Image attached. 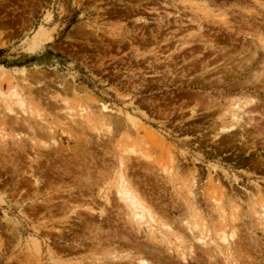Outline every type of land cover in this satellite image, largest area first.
Instances as JSON below:
<instances>
[{
	"label": "rangeland",
	"instance_id": "obj_1",
	"mask_svg": "<svg viewBox=\"0 0 264 264\" xmlns=\"http://www.w3.org/2000/svg\"><path fill=\"white\" fill-rule=\"evenodd\" d=\"M181 3L180 0H0V28L5 33L0 40V89L6 91L17 86L18 82L28 90L41 89L29 76L36 71L43 70L50 76L56 72L65 77L73 91L62 95L60 103H68L77 111L75 114L82 109L91 115L96 114L103 125L109 115L114 120L111 130L117 132L112 139L108 138L115 145H111V150L106 138L109 135L100 123L95 125L98 124L97 128L105 136L99 140L104 143L97 142L92 129L84 132L86 144L76 140L74 133H70L68 142L66 135L60 132L64 122L63 106L52 105L56 110H50L48 105L54 101L41 98L38 103L33 99L32 107L41 113L44 111L45 121L55 127L54 139L61 146L69 147L65 152L67 158H73L72 152H77L78 148H87L86 156L90 154L87 162L93 179L97 178L98 186H107L110 185L107 175L100 178L101 172L116 170L120 156L124 160L136 156L130 151L134 148L137 154L146 155L148 160L147 163L141 159L134 162L129 158L132 159L129 163L133 162L130 163L133 176L129 175L138 179L141 187L145 184L144 191L152 198L160 218L190 217L191 211L185 207L189 201L186 191L194 182L193 197L198 207L194 208L193 220L206 224L210 237L217 239L221 229L228 235L231 233L229 215L234 213L236 232L231 245V261L234 264H264V217L261 212L264 204V139L254 141L251 137L237 136V140L226 138L221 142L218 136L214 138L216 131L212 119L216 112L203 115L202 106L194 100V92H199L204 100L214 98L213 103L219 102L226 108L229 100L235 101L244 98L243 94H250L258 107V113L252 114L256 120L251 125H264V0H181ZM202 4L207 6L206 9L201 7ZM188 34L195 35L196 39L198 36L204 40L213 39L214 44H221L219 47L228 57L237 61L256 51L257 62L249 64L250 70L246 74L237 72V77L229 75L224 77L226 82L222 78V84H218L217 77L221 72L217 70L222 68L219 66L220 57H205L206 68L200 66L205 53L201 46L197 45V50L194 48L203 52L198 57L189 54L193 44L187 49L184 46L179 47L183 48L180 51L174 50L176 45L192 38H186ZM168 55H172L171 58ZM248 77L254 80L251 82ZM46 83L53 88L52 84ZM242 84H247L245 89ZM85 93L94 95L99 99L97 102L101 100L106 110H98L102 103L88 109V103L81 99ZM41 101L49 104H41ZM45 107L49 109H45L46 113ZM192 109L198 112L194 119L191 118ZM115 120L118 126L114 125ZM32 122L36 124L35 120ZM8 129L6 126L2 132L7 137L8 152H0L3 161L0 163V264H100L111 260L119 252L113 245L106 252L88 251L84 247H91L95 239L106 237L105 231L113 221L116 222L114 209L107 210L103 222L96 217L89 221L85 213L88 199L80 204L77 214L63 209L60 213L57 209L63 204L60 202L62 198L68 202L71 196L75 202L79 196V187L71 183L70 172L74 173L76 169L72 171L71 167V171L68 170L70 176L61 182L57 180L59 185L53 182L56 184L53 189V186H41L44 191L41 187V190L34 188L26 167L29 160L18 150V146L25 143L20 144L19 137L14 136L22 130L12 129V134ZM38 141L36 143L40 144ZM28 146L26 144L24 148L30 156ZM78 168L82 169L81 165ZM165 168L170 169V178L162 173ZM66 189L70 191L66 193ZM83 194L86 198L87 194ZM215 194L225 211L223 222L219 218L221 211H217L212 201ZM98 195L96 187L93 198ZM98 201L96 204H100ZM48 202L50 204L45 208ZM83 222H91L88 229L84 228ZM166 224L169 225L167 231L158 236L168 238V246L177 250L179 244L167 234L170 228L179 229V234L186 237L185 242H189L184 230L175 224ZM79 242H83L84 249L77 248L82 247ZM73 245L81 250H72ZM196 251L197 264H224L222 256L209 254V249L206 253ZM209 255L212 257L208 258ZM164 256L167 257L166 253ZM172 260L177 261L175 255Z\"/></svg>",
	"mask_w": 264,
	"mask_h": 264
},
{
	"label": "bare ground",
	"instance_id": "obj_2",
	"mask_svg": "<svg viewBox=\"0 0 264 264\" xmlns=\"http://www.w3.org/2000/svg\"><path fill=\"white\" fill-rule=\"evenodd\" d=\"M182 1L185 2L186 0H182ZM180 3H181V0H180ZM203 6L206 9L207 6H205V4H202L201 7H203ZM202 12H203V10H202ZM206 13H208V12H206ZM222 23H224V22L222 21ZM1 27H3V26H1ZM108 34H110V33H108ZM4 35H5V33L2 32L1 28H0V40L2 39V37H5ZM248 35L249 34H247L246 36L248 37ZM169 36L172 37L173 35L169 34ZM190 36H191V34H188L186 36V38L192 37L191 39H188L190 42L187 39H185L184 41L179 43L180 46H178L179 44L176 45V47L174 46L175 47L174 50L180 51V49L182 50L183 48H179V47H184V46H186L185 48L187 49L188 45H189V47H191L192 45L190 46V44H193L192 48L189 49V47H188L189 54L191 56L195 55V57H198L199 56L198 54H200V53L203 54V52L202 51L201 52L196 51L198 49V48L196 49V47H197V45L201 46L202 48H200V49L205 51V53H207L208 55L206 56L205 53H204L205 55L203 54V56H202L203 61L200 63V66L204 67V65H205L206 68H207V65H206L207 59H205V57H208V59L211 56H214L213 57L214 59H218L220 57L221 58V61H220L221 64H219V66L222 65V68L217 70V72L218 73L221 72L220 73L221 75H219L217 77L218 81L215 79V81H217L218 84H222L223 79L225 80L224 77H228L229 75L230 76L231 75L236 76V74H238L237 72L241 73V75L246 74L250 70L249 64H253V62H255V63L257 62L256 61L257 56L255 57L256 51L253 53L251 51H249L252 54L251 55L246 54L247 57H245L246 56L245 55L244 56L245 58L242 61L240 60L241 61L240 62V61H237L238 59L236 60L231 56H229V57H231V58H229L228 55H226L225 50L222 51V49L219 47V45H221V44L220 43L217 45L214 44V42H212V41H214L213 39L212 40L211 39H205L204 40V37L202 38V36H198V39H196L195 35H192L191 37ZM165 41L167 42L168 39L166 38ZM2 43L4 44V42H2ZM227 52H228V50H227ZM256 55H257V53H256ZM171 56L168 55V58H171ZM200 56H201V54H200ZM236 57H238V56H236ZM231 61L232 62L237 61L240 63L238 64L236 62L233 64ZM202 70H204V69L202 68ZM202 70H201V72H202ZM154 73L156 74L157 72H154ZM53 74H52V76H50V74H46L42 70V72L36 71V72L31 73L29 75L32 79L31 81L34 82V85L36 87H38V86L42 87L41 89L37 88L38 90L36 88L34 90H28L27 88L24 87V85H22L19 82H18L17 86L11 87V88L7 89L6 91L0 89V127H1L0 128V146L2 147V149H0V152H1V154L8 152L7 151L8 148L5 145L7 142V140H6L7 137H6V135H3V133H2V132H5L6 126H7V128H9L11 130L10 131L8 129L10 132H12L13 130L15 131V129L17 131L22 130V132L14 134V136L16 135V137H19V141L21 142L20 144L25 143V145L26 144L29 145L27 147V149L29 151H31V153H32L31 154L32 157H31V155L29 156V154L25 151V148H24L25 145L22 144L23 145L22 147L18 146V150L23 155H25V157H27L26 159L29 160V165L26 166V164H25V166L28 168L29 177L32 181L33 187L34 188L36 187V189H40V190H41V188H43L41 186H47V187L51 188V186L60 183L63 178L70 176V174L73 177L72 181H71L72 186L77 185V187H79V188H77L79 191V196L75 198V199H77L75 202L72 201L73 199H71L70 195L72 193H70V195H69L70 201L68 200V202H66L67 200L62 201L63 198L61 199L60 202H63V204L61 206L59 205L61 203H59L57 205V206H60L59 207L60 209H57V210H60L59 211L60 213H62V211L64 210L65 212H70L71 214H77L76 212L79 210V208L81 206L80 204L82 202H86V200L88 199L89 204L85 208V213L88 215L87 217H89V219H90L89 221L95 220V217H96L97 218L96 220H98V221L102 220V222H103V218L105 216H107V210L108 209H110V210L114 209V212L116 213L115 214V221L116 222L113 221V224L111 223V226L108 229V231H105L107 234L106 237L104 239H102L103 237H101V235H100L101 233L99 232L100 233L99 235L101 238L95 239V242H94L95 244L92 242H88V243L86 242L87 244L92 243V246L91 247L89 246L87 248V246L85 245L86 247H84V248L87 249L88 251L93 250V251H101V252L104 251V252H106L107 248H109L110 245H113L114 248H117L119 250V252L116 255H114V257H112L111 260H108L105 262L101 261L100 264H197L198 259L194 258L195 253L197 252L196 250H200L202 253H206L207 249L210 250L209 254L212 253L216 256L217 255L222 256V259H223L222 261L224 264H234L231 261L230 256H231V245L233 243L232 241L234 239L235 232H236L235 223H234L236 221L235 215L232 212L229 215V222L232 226L231 227V233L229 235L226 233V231L224 229H221L218 236H217V239L210 237L211 233L208 230L206 224H204L202 222L198 223L197 221L193 220V218H195V214H193L194 208L198 207L197 203L193 197V188L195 187L194 182L191 181L192 183L190 186L187 187V191H186V195L189 197V201L185 204V207L191 211L189 214L191 218L189 216L183 215V216H177L173 220H170L167 218H166L167 220L166 219L163 220L162 218H160L158 216V213L155 211L156 208L153 206L152 198H149L148 195H146V191H144V190H146V188L143 187V186H145V184L142 185V187H143L142 188L140 186L141 184L138 183L139 182L138 179L134 180V178L130 177L132 175L130 173V170L132 168V166H130V163L132 164L133 162L129 163V161H131L132 159H133L132 161L137 160V159L138 160L141 159L143 162H146L148 160L146 158L147 157L146 155L137 154L135 152V149L131 148L130 149L131 153H134L133 155H136V156L128 157L127 160L126 159L124 160V158H122V156H120L118 161H117V169L116 170L113 169L112 172H109L111 174H109L108 171H103V172H101V174L99 176L100 178H103L104 176L107 175V178H108L109 184H110L107 186H105V184H99V186H98L96 184L97 178L95 180L93 179L94 177H92V174H91L92 172L88 167V165H89L88 160H90V159L87 160V157H90V154L88 153L87 155H89V156H86V153L88 152L87 148H82V149L78 148L79 150H76L77 152H72L73 158H67L65 152L68 151L69 147L61 146L58 143V141H56L54 139V136L56 135V132H55L56 129H54L55 127L53 128V126H51L48 122H46L47 120L45 121V119H44L45 117L43 118V115H42V113L44 111H42V113H41V111L39 109L36 110L34 107H32V104H31V101L33 99L35 101H37L38 103L40 102L41 98H44L45 100L49 99V101L50 100L52 102L54 101L53 104H50L51 106L48 105L49 104L48 101H47L48 104L44 103V101L43 102L41 101V104L48 105L49 109L51 108L50 110H52V109L56 110L54 108V106H52V105H57L56 107L58 108L59 105L61 104L60 102H62L61 100H59V98H61L62 95L71 94V92L73 91V88L70 85L71 83L69 84L68 81L65 79V77L63 78V77L59 76L58 73L55 72ZM248 75H250V74H248ZM251 75H252V72H251ZM253 75H255V74H253ZM256 75H257V73H256ZM246 79H247V77H245V81H246ZM262 79H264V78H262ZM262 79H260V80H262ZM250 80H247V82ZM253 80H251V82ZM245 81H244V83H245ZM46 82L52 84L53 88H51ZM219 82H221V83H219ZM225 82H226V80H225ZM245 85H247V84H245ZM245 85L242 84L244 89H245V87H244ZM239 86L241 87L240 84H239ZM84 91L86 92V90H84ZM189 93L192 94V92H189ZM194 93L196 94L197 92H194ZM34 94H35V96H34ZM195 94H194V100L197 101L196 102L197 105L199 103V106H202L203 110H201V111H202L203 115L213 114L214 112H216V114H217V116L215 114L216 117L214 116V118L212 119V124H215V127L213 126L215 128V130H214V128H213V130L216 131V132H214L215 135L213 134L214 138H217V136H218L219 139L221 140V142H223L226 138L227 139H235L236 138V140H237V136L240 138H244V136H246L247 139L251 137L250 139L254 140V141H257L258 138L264 139V125L260 126L261 124L258 122L257 124H260V125H257V126L254 125L255 127L252 126L254 124L253 122L256 120V118H255V120L253 119L254 116L252 118V114L258 113L257 112L258 107L255 104L254 99L251 98L250 94H245V95L241 94L242 96H244V98L237 99L235 101L230 102V100H229L228 106L225 104L227 106L226 108H223L220 104H218L219 102L213 103V100H215L214 98H210V100L212 99L211 101H209L208 99L204 100L203 96H199V92H198V94H196V95ZM205 96H206V94H205ZM31 97H33V98H31ZM92 97H94V95L91 96L90 93L89 94L85 93L84 95L81 96V99L83 100V102L88 103L87 104L88 109L97 103V105H95L96 107L101 105L100 106L101 109L98 108V110H106V107L103 106L105 104L102 103L101 100L99 102H97L99 99L97 100L95 97L94 98H92ZM91 98H92V100H91ZM78 100H79V98H78ZM224 100L226 102L227 99L225 98ZM224 100L222 99V101H224ZM79 101H81V100H79ZM225 102H223V103H225ZM98 103H102V104L98 105ZM194 103H193V105L195 106L196 104H194ZM201 103H204V105ZM68 105H69L68 103H63V105L61 104V106H63L64 122L61 124L62 126L60 127V132L62 133V135H66L67 141L68 142L70 141L69 140L70 133H74L76 140H79V141L83 142V144H86L87 140L84 137V132H86L87 129H92L95 132V137L97 138V142L99 144L101 142H103V141L100 142L99 140L103 139L105 136L102 135L101 129L97 128L98 124L95 125V123L101 124L102 120L98 119V116H96V114L91 115L90 112H88L86 109H82L79 111V114H75V113H77V111L73 110ZM43 106H45V105H43ZM199 106H197V107H199ZM197 107H194V108L197 109ZM45 109H47L49 111L48 107H45L44 110ZM196 109L191 110V118L192 119H194V117H195L194 115L198 114V112H196ZM45 113H46V110H45ZM106 118H107L106 119L107 121L104 123V125L101 124V127L103 126L104 128H106V132L109 135L106 138H107L108 143L110 145L108 144L109 145L108 146V145L103 144L102 146H106V147L108 146L110 149L111 145L113 147L115 145H113V143H112L113 141L109 142V139L110 138L112 139V137H114L115 134H117V132H116L115 128H114L115 131L111 130L112 129L111 127L113 126L112 125L113 123L111 124V122L114 121L113 119H110L112 117H110L108 115ZM32 120H35L36 124L33 123ZM261 123H263V122H261ZM110 125H112V126L110 127ZM114 125L118 126L119 123L117 124L116 120H115ZM23 132H25V133L23 134ZM249 132L250 133L252 132L253 134L251 135V134H249ZM12 134H13V132H12ZM21 135H23V137L25 138V141H23L24 138L22 139ZM37 139L40 140V141H38L40 144L36 143ZM113 140H116V139H113ZM253 143L254 142H252V144ZM99 144H98V146H99ZM255 144L256 143H254L253 145H255ZM37 147L39 148V150L37 149ZM113 147H112V149H114ZM102 148H104V147H102ZM116 148L117 147H115V149ZM104 149H106V148H104ZM86 150H87V152H86ZM82 156H85L86 158L82 157ZM129 158H132V159H129ZM2 162L0 159L1 164H2ZM4 162L6 163V161H4ZM72 162H74V163H72ZM90 162H92V161H90ZM80 165H81L82 169L78 168ZM3 167H4V165H3ZM70 169H72V171L74 169H76V171L74 173L70 172V174H69L68 170H70ZM77 170H79V171H77ZM162 173L165 174V176H167L168 178H170L172 176L170 173V169H167V168L163 169ZM129 174H131V175H129ZM57 180L60 182H57ZM68 180H70V177H68ZM45 182L47 183V185L44 184ZM53 182H55V183L57 182V183L53 184ZM67 184H69V183H67ZM96 187H98L99 195L97 197H95V199H94L93 197H94ZM140 187L143 189V191H141L142 189L140 190ZM50 188H49V190H50ZM53 188H54V186L51 189H53ZM66 188H68V187H66ZM69 188H70V190H72L71 186ZM42 190L44 191L45 189L43 188ZM55 190H56V188L54 189V191ZM70 190L68 189L67 192L65 190L64 191L66 193H68V191H70ZM47 191H46V193H47ZM59 191H61V190H59ZM78 191H76V192H78ZM35 192H36V190H35ZM84 192H85V194H87L86 198H84V194H83ZM58 193H60V192H58ZM148 194H150V193H148ZM41 195H43V194H41ZM67 195H66V197H67ZM97 200L101 201L100 204H96ZM99 201H98V203H99ZM212 201L215 204L217 211H221L219 218L223 222L225 211L221 207L222 204L220 203V200L216 198V194L214 196L212 195ZM49 204H50V202H48L47 206L45 205L46 207L45 206L44 207L47 208L49 206ZM38 208H40V207L38 206ZM261 212H262L263 217H264V204L261 205ZM45 213H43V215H45ZM111 213H113V212H111ZM64 214H66V213H64ZM161 214H162V212H161ZM164 214H167V211L164 212ZM47 215H48V212H47ZM109 215H110V213H109ZM111 217L114 218V216L112 214H111ZM113 218H112V220H114ZM187 218H189V219L187 220ZM191 219L193 220V223L191 222L192 221ZM162 220H163V222H162ZM110 222L107 223V225L108 224L110 225ZM166 222L175 224V226H177L181 230H184V233H186V236H188V238H189V242H185L186 237H185V235L179 234V232H180L179 229H177L178 231H174L172 228H170L171 231H168L167 234L171 237H174L175 240H177L179 242V244L176 245V247H178L177 250H174L172 247L168 246L170 244L168 238L158 236V235H162L163 231H167L166 228H168L169 225H167ZM90 224H91V222H83L85 229H88ZM109 225L106 228H108ZM119 225H121V228L119 227ZM91 240L94 241L93 237ZM79 243H77V244L79 245ZM81 245H82V247L77 246V248L84 249L83 248V246H84L83 242ZM73 246L74 247H72V250L76 248V245H73ZM63 247H64V245H63ZM65 248H69V246L68 247L65 246ZM77 248H76V250H81V249H77ZM223 249H225L226 252H224ZM66 250L69 251L71 249L69 248V250L68 249H66ZM165 253L167 255L166 258L164 256ZM174 255L176 256L177 261L172 260ZM211 257H212L211 255L208 256V258H211ZM75 262H78V261L75 260Z\"/></svg>",
	"mask_w": 264,
	"mask_h": 264
}]
</instances>
